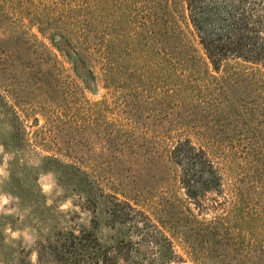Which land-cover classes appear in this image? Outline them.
<instances>
[{"label": "trees", "instance_id": "16d2710c", "mask_svg": "<svg viewBox=\"0 0 264 264\" xmlns=\"http://www.w3.org/2000/svg\"><path fill=\"white\" fill-rule=\"evenodd\" d=\"M101 5L0 0V102L92 214L54 255L181 264L179 241L193 264H264V0H168L161 62L120 87ZM96 64L108 87L130 90L116 95L115 117L79 95ZM31 116L44 124L29 138L21 118ZM93 142L100 154H83Z\"/></svg>", "mask_w": 264, "mask_h": 264}, {"label": "rangeland", "instance_id": "374dc122", "mask_svg": "<svg viewBox=\"0 0 264 264\" xmlns=\"http://www.w3.org/2000/svg\"><path fill=\"white\" fill-rule=\"evenodd\" d=\"M166 2L168 0H102L104 37L110 44L116 39L119 87L122 83L127 85L125 81L130 75L135 77L133 72L136 76L145 75V65L153 63L155 66L161 62L160 51L163 48L166 51L168 43ZM131 38L139 42L136 54L128 51ZM92 68L95 79L82 83L78 80L79 95L90 103L107 101L111 104L110 110L103 115L115 117L119 113L116 95H128L130 90L117 93L116 87H108L103 81L101 66L96 64ZM21 119L30 133L29 138L44 124L41 117H38L37 127L31 126L34 124L32 116ZM12 120L10 111L0 102V264H61L52 246L65 234L93 225L92 214L82 206L79 193L57 173L61 169L42 160L52 153L28 147L23 142L21 126L13 124ZM93 143L83 154H100L97 142ZM56 158L66 162L59 155ZM181 194L179 191L183 197ZM104 223H95L99 237L110 235ZM174 245L183 257L181 264H193L183 254L179 241H174Z\"/></svg>", "mask_w": 264, "mask_h": 264}]
</instances>
